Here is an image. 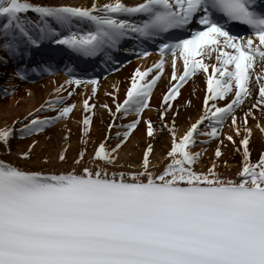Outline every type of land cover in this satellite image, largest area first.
<instances>
[{"label": "snow or ice", "instance_id": "snow-or-ice-1", "mask_svg": "<svg viewBox=\"0 0 264 264\" xmlns=\"http://www.w3.org/2000/svg\"><path fill=\"white\" fill-rule=\"evenodd\" d=\"M153 46L158 58L135 66L123 90L113 82L109 102L97 99L99 75L75 71L92 61L115 72V52L148 58ZM53 51L66 78L0 121V264H264V0H0V99L19 107L33 96L21 85L55 74ZM79 88L69 155L61 122ZM98 108L108 119L90 149ZM57 124L60 147L37 155ZM136 132L144 150L125 161Z\"/></svg>", "mask_w": 264, "mask_h": 264}, {"label": "bare ground", "instance_id": "bare-ground-1", "mask_svg": "<svg viewBox=\"0 0 264 264\" xmlns=\"http://www.w3.org/2000/svg\"><path fill=\"white\" fill-rule=\"evenodd\" d=\"M77 2H84V0H77ZM158 58L157 53H151V55L148 58H138L137 54L129 58L127 61L128 63H120L117 66V71L113 72L110 70L108 74L105 77H101V83H100V89L98 92L97 99L99 102H109L110 97L105 95L106 91L111 90V85L113 82L119 81L121 84V89L123 90V87L126 85L127 80L126 77L131 73L133 68L137 66L138 64L143 66L151 64L155 59ZM123 65V66H121ZM66 78V75L64 71L56 70L55 74H45L40 77H34L33 80L26 82L25 84L21 85V95L23 93L24 88H31L33 90V96L31 97H24L22 99V103L19 107L15 106L13 104V100L15 99H0V121H2L6 115L8 114H22L24 111L30 109L31 106H33L35 103L42 100L46 95H48L51 92V89L53 87V81H59ZM4 77H0V82H2ZM15 83V81H12ZM167 86V77L165 76L162 78L160 82H158L157 87L154 89L153 92V98L152 103L156 104L159 101V97L161 92L166 88ZM88 91H91V86L89 85ZM191 91V84L186 85L183 89V97L186 99L189 97ZM83 93V88L78 89V94L71 97V100H75L77 102V111L74 113V116L71 120L62 121L61 124L66 123L68 128L71 129V138L68 141V144L70 146V153L71 155L73 152L78 150L80 146V119L82 113L79 111V101L82 98L81 94ZM202 95V92L200 93ZM195 100V97H193ZM179 100V98H178ZM179 102L182 103V100H179ZM192 115H195V110H189ZM146 115L151 116L153 120H156L157 113L155 110H146ZM108 114L102 109H97V116L95 117V121L91 130V137H90V144L89 148L91 149V141L97 140L101 138L103 134L104 124L107 122ZM184 114L182 113L180 120L178 121L181 125L184 123ZM53 139L52 140H45L44 137H40L42 147L37 150V155H39L41 152H48L49 154L54 155L55 151L58 147L61 145L60 136H61V125L57 124L53 129H51ZM167 137H160L156 143H155V156L156 157H162V148L164 147V142L166 141ZM145 138L143 137L142 132H136L135 135L132 137V143L127 146L124 152L121 153L122 158L125 161H134L138 162V157L142 153L145 147ZM28 141H14L13 142V150L15 151L16 144H19L21 147H23ZM262 141L257 138L254 141V148L259 149ZM208 148L209 154H211L214 144L211 146H206ZM227 151V150H226ZM131 152V155H127L126 153ZM239 160V155L236 154L234 156H229V163L232 166L233 169L237 166V161ZM155 162V159H154Z\"/></svg>", "mask_w": 264, "mask_h": 264}]
</instances>
